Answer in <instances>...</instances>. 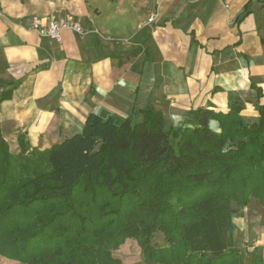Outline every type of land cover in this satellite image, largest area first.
I'll return each instance as SVG.
<instances>
[{"label": "trees", "instance_id": "16d2710c", "mask_svg": "<svg viewBox=\"0 0 264 264\" xmlns=\"http://www.w3.org/2000/svg\"><path fill=\"white\" fill-rule=\"evenodd\" d=\"M251 88L250 118L228 93L226 111L208 103L168 128L151 106L120 119L92 112L44 149L19 134L15 153L0 131V256L121 264L111 250L134 237L137 264H264L260 247L238 248L233 235L251 199L264 208V102Z\"/></svg>", "mask_w": 264, "mask_h": 264}, {"label": "crops", "instance_id": "0c3cea01", "mask_svg": "<svg viewBox=\"0 0 264 264\" xmlns=\"http://www.w3.org/2000/svg\"><path fill=\"white\" fill-rule=\"evenodd\" d=\"M32 15L72 17L85 35L57 42ZM251 84L264 102V0H0V131L15 153L19 134L44 149L92 112L151 106L177 126L191 108L226 111L231 93L255 116Z\"/></svg>", "mask_w": 264, "mask_h": 264}, {"label": "rangeland", "instance_id": "374dc122", "mask_svg": "<svg viewBox=\"0 0 264 264\" xmlns=\"http://www.w3.org/2000/svg\"><path fill=\"white\" fill-rule=\"evenodd\" d=\"M245 117H255L247 116ZM172 121L167 119L165 127L171 126ZM211 125L216 129L217 123L211 122ZM259 206V208L257 207ZM247 215L249 217H241L235 220L236 229L233 232L234 243L238 248H243L247 246L248 250L252 247H256V244L264 242L263 236V226H264V208L258 202L257 199H251L249 204L246 206ZM153 243L157 246H162L164 244L163 234L157 231L152 239ZM252 245V246H249ZM259 245V246H260ZM262 247V246H260ZM263 251L262 249H260ZM111 256L121 262V264H137L142 260L141 248L134 237H127L125 240L115 249L111 250ZM0 264H22L15 260H10L5 257L0 256Z\"/></svg>", "mask_w": 264, "mask_h": 264}, {"label": "built area", "instance_id": "2783aa9c", "mask_svg": "<svg viewBox=\"0 0 264 264\" xmlns=\"http://www.w3.org/2000/svg\"><path fill=\"white\" fill-rule=\"evenodd\" d=\"M154 18L155 14H152L149 16L148 21L151 22ZM29 28L36 31L39 35L48 36L57 42L61 41L63 30H72L80 36L85 35V30L80 23L72 17L44 19L37 15H32Z\"/></svg>", "mask_w": 264, "mask_h": 264}, {"label": "clouds", "instance_id": "9594fccd", "mask_svg": "<svg viewBox=\"0 0 264 264\" xmlns=\"http://www.w3.org/2000/svg\"><path fill=\"white\" fill-rule=\"evenodd\" d=\"M174 119L177 121V122H179V117H174ZM217 131H218V129H217Z\"/></svg>", "mask_w": 264, "mask_h": 264}]
</instances>
